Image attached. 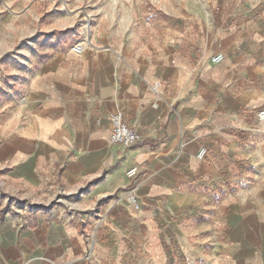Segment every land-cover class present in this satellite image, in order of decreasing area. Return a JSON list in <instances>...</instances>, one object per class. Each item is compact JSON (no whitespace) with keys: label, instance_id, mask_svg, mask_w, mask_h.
Returning <instances> with one entry per match:
<instances>
[{"label":"crops","instance_id":"crops-1","mask_svg":"<svg viewBox=\"0 0 264 264\" xmlns=\"http://www.w3.org/2000/svg\"><path fill=\"white\" fill-rule=\"evenodd\" d=\"M195 9L149 44L57 49L0 97V264H264V0Z\"/></svg>","mask_w":264,"mask_h":264},{"label":"rangeland","instance_id":"rangeland-1","mask_svg":"<svg viewBox=\"0 0 264 264\" xmlns=\"http://www.w3.org/2000/svg\"><path fill=\"white\" fill-rule=\"evenodd\" d=\"M201 0H0V97L57 49L149 44ZM2 104L0 103V112Z\"/></svg>","mask_w":264,"mask_h":264},{"label":"built area","instance_id":"built-area-1","mask_svg":"<svg viewBox=\"0 0 264 264\" xmlns=\"http://www.w3.org/2000/svg\"><path fill=\"white\" fill-rule=\"evenodd\" d=\"M85 50V46L83 45H76L72 48V51L77 54L81 55ZM211 62L213 64H219L223 60L222 54H217L211 57ZM257 119L259 123L264 125V110H261L257 113ZM109 122L111 125V136H110V143L112 145H120L127 149L132 148L136 145L139 141V134L135 129H132L128 126L125 121L124 115L122 113H113L109 116ZM205 150H202L198 157L200 159L204 158ZM138 171L136 169H131L127 172V176L129 178H134L138 176ZM120 199L124 200L127 204L137 209L138 206V199L136 194L133 191H125L120 195Z\"/></svg>","mask_w":264,"mask_h":264}]
</instances>
